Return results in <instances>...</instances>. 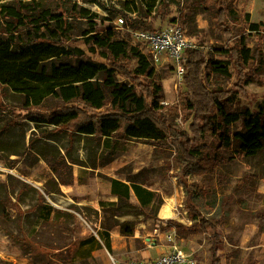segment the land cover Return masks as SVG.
<instances>
[{
  "label": "rangeland",
  "instance_id": "374dc122",
  "mask_svg": "<svg viewBox=\"0 0 264 264\" xmlns=\"http://www.w3.org/2000/svg\"><path fill=\"white\" fill-rule=\"evenodd\" d=\"M20 1L24 4L38 2L55 14H65L71 24V32L55 42L72 51L74 56L62 58V62L73 66L88 60L107 63L105 52L92 48L86 42L88 36L83 34L91 27L86 18L79 17L82 8L99 15L98 30L102 35L113 40L125 39L130 46H141L118 25L119 18L126 22L127 17L123 13H129V17L152 25L154 30L179 26L192 46L190 49L202 53L209 62L203 67L205 87L211 92L235 98L230 111L243 113L249 109L256 112L264 101V0H227L230 9L237 12L230 19L229 31L215 23L216 7L212 0H3L2 3ZM247 15L250 21H247ZM6 20L0 14V39L7 36ZM251 23L259 24L260 30L252 31ZM17 34L20 44L35 39L29 29L20 30ZM242 38H245L244 45L251 50L249 62L239 56ZM222 49H229L230 56L222 53ZM188 59L187 52L182 80L171 63L155 66L165 97L163 114L171 123L184 129L194 144H206L216 152L219 145L216 138L206 135L196 141L190 129L193 118L185 121L182 111L170 110L178 108L180 94L188 91L185 83ZM215 61L230 63L229 77L214 71L211 63ZM53 62L58 63L47 62L48 67ZM123 64L130 69L136 66L130 58ZM118 80L126 82L127 77L118 75ZM61 107H66L61 99L50 97L41 110H31L25 106L22 96L0 87V264H67L65 258L77 247L78 241L74 240L77 239L76 219L93 229L96 223L101 224V228L119 226L121 229L126 225L133 228L131 236H134L135 226L142 228L140 223L149 218V214L138 217L143 211L125 202L116 209L101 211L82 207L78 203L79 196L67 197L64 194L63 185L47 160L53 164L61 163L59 168L64 169L66 178L70 173L73 180L69 186L75 184L76 169H89L86 185L89 187H94L96 178L108 183L109 178L102 174V170L123 160L126 166L118 167V162L112 169L117 176L146 184L171 182L169 191L171 188L180 189L184 201L188 197L204 216L221 220L217 231L208 229L206 232L213 234L210 247L207 245L208 237L193 241L174 237L175 245L184 250L183 264H213L215 257L222 264H264V149L255 157H246L238 153L235 146L222 148L218 151L220 159L214 173L191 174L180 182V165L184 161L179 150L169 144L130 140L123 145L126 151L112 155L105 150V139L82 136L68 126H37L28 119L31 113H50ZM241 129L242 120L230 128L232 133ZM147 150H152L151 164L143 159ZM91 194L86 193L83 197L87 199ZM158 203H162L160 195ZM51 205L61 208L56 209L59 211L55 214L57 222L39 218L40 208ZM158 229L164 235L162 240L153 228L149 236L156 240L146 244L138 238L136 247L145 249L148 245L153 247L150 246L153 243L170 246L172 243L167 238L169 229ZM216 233L219 239L213 241ZM137 235L145 237L147 233L141 231ZM199 242L203 249L198 255L194 250ZM215 247L220 248L217 254L212 252ZM151 255H155V251ZM139 261L142 260L130 259L124 264Z\"/></svg>",
  "mask_w": 264,
  "mask_h": 264
},
{
  "label": "trees",
  "instance_id": "16d2710c",
  "mask_svg": "<svg viewBox=\"0 0 264 264\" xmlns=\"http://www.w3.org/2000/svg\"><path fill=\"white\" fill-rule=\"evenodd\" d=\"M212 1L216 7L215 23L229 31L230 19L237 12L230 9L227 0ZM2 2L0 0V14L7 19V36L0 39V87L22 96L25 106L31 110H41L50 97L61 99L66 106L50 113L29 114L28 119L37 126H68L82 136L105 139V150L112 155L126 151L123 145L130 140L169 144L179 150L184 161L180 165V182L191 174L202 176L214 173L220 159L218 151L222 148L235 146L237 152L246 157H255L264 149V101L256 112L249 109L243 113L230 111L235 98L211 92L204 85L203 67L209 62L202 53L188 50L185 76L188 91L180 94L178 108L170 110L182 111L185 121L193 118L190 129L196 141L206 135L216 138L219 143L216 152H212L206 144H194L184 129L164 117L166 107L162 103L165 97L157 69L138 47L130 46L125 39L113 40L102 35L98 30V14L82 8L79 17L86 18L91 27L83 34L88 36L86 42L92 48L102 49L107 63L88 60L73 66L62 62V58L70 59L74 53L55 42L71 32V24L65 14H55L38 2ZM123 14L127 17V27L154 30L152 25L129 17V13ZM246 18L251 20L248 15ZM23 29L32 31L34 41L26 44L18 42L17 33ZM250 29L257 32L260 25L251 23ZM244 43L245 38H242L239 56L249 62L251 50ZM221 51L230 56L229 49ZM127 58L135 61V68L130 69L123 64ZM51 61L58 63L53 62L48 67L47 62ZM211 65L218 75L230 76V63L215 61ZM118 75L127 77V81L120 82ZM241 120L242 129L232 133L230 128ZM47 161L60 184H72L70 173L66 178L64 169L59 168L61 163ZM112 185V192L129 203L130 187L115 180ZM132 188L142 208L158 198V195L140 186L133 185ZM184 204L192 224L187 226L179 221H169L179 238L187 239L208 229L217 231L221 226V220L204 216L188 197ZM51 212L44 217L45 220L50 219ZM111 228L103 227V239L107 238V231ZM121 231L126 236L134 233L133 228L126 225L121 227ZM217 239L219 235L216 233L212 240ZM219 250V247L212 248L213 254ZM74 255L73 251L65 258L67 264H74ZM213 264L222 262L215 257Z\"/></svg>",
  "mask_w": 264,
  "mask_h": 264
},
{
  "label": "crops",
  "instance_id": "0c3cea01",
  "mask_svg": "<svg viewBox=\"0 0 264 264\" xmlns=\"http://www.w3.org/2000/svg\"><path fill=\"white\" fill-rule=\"evenodd\" d=\"M140 158L142 159V157ZM143 159L148 160L151 164L152 150H147V152H145L144 154ZM118 162L120 163L118 167L122 165L126 166L127 164L123 160H118L116 161V164L108 166V168L105 169L106 171L102 170V174L109 178L108 183H105L106 181H99V179L96 178L93 181H97L100 184L96 182L94 184V187L86 186L88 185L89 169L81 167L80 169L78 168L75 170V184L72 186L63 185L62 191L64 192V194H66L67 197H70L72 195L79 196L80 200L78 203L82 207H93L98 211L106 210L108 208L116 209L120 206V203L124 201L119 195L112 192V181L115 180L130 187L129 203L143 211V213L138 217L142 218L141 216L149 214V218L146 222L140 223L142 224V228H136L135 226L136 233L134 236H125L122 233L120 227L115 226L111 230L107 231L108 236L105 239L102 238L103 228H101V224L96 223L97 225L93 229L85 222L82 223L80 220L76 219L75 234L77 239L74 240L81 243L75 250L74 264H124L127 260L130 259L154 261L171 253V245L167 246L162 243L156 245L155 243H153L150 245H153V247H149L148 245L145 249H138L136 247V240L138 238L143 239L146 244L150 241H155V238L150 239L149 236L151 235V231L153 230V228L155 229V233H159L161 235L162 240L164 238V235H162V232H160L158 228H167L169 229V233H174L175 229L172 227V225L169 224V221L172 220L179 221L187 226L191 224L190 219L186 218V216L188 217V214H186L183 205L184 195L180 189L171 188V190L169 191L168 185L171 182L168 184H155L153 182L152 184H146L144 182L140 183L128 180L126 176H117L112 169L113 167H117ZM133 185L140 186L141 188L149 192H153L158 195V197L160 195L162 197V203L159 205L157 198L154 203L142 208L141 202L138 199L134 189L132 188ZM86 193L92 194L89 198L86 199L85 197H83V195H85ZM56 209L61 208H57L56 205L42 206L40 208L39 218H41L42 220V218L46 217L49 212L52 211L51 216L49 217V222H57L55 214L59 211ZM141 231L147 233V236L142 237L137 235V233H141ZM206 232L191 235L187 239H181L177 234L176 236L182 241H193L208 237L207 245L208 247H210V237L213 234ZM202 246L203 245L199 242L194 251L197 253L200 252L203 249L201 248ZM181 249L182 251H184L182 247ZM153 251H155V255H151Z\"/></svg>",
  "mask_w": 264,
  "mask_h": 264
},
{
  "label": "built area",
  "instance_id": "2783aa9c",
  "mask_svg": "<svg viewBox=\"0 0 264 264\" xmlns=\"http://www.w3.org/2000/svg\"><path fill=\"white\" fill-rule=\"evenodd\" d=\"M118 25L127 30L131 38L141 45L138 48L149 58L154 67L164 62L171 63L173 67L175 66L177 75L181 80L184 78L185 58L192 46L179 26H167L161 30L132 29L126 26L124 18H119ZM175 236L176 232L174 231L167 237L168 241L172 243L171 253L154 261L129 262L126 264H183L185 256L182 250L175 245Z\"/></svg>",
  "mask_w": 264,
  "mask_h": 264
}]
</instances>
